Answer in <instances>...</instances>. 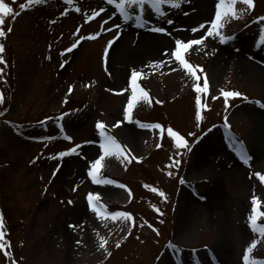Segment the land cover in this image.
Masks as SVG:
<instances>
[{"label": "rangeland", "instance_id": "obj_1", "mask_svg": "<svg viewBox=\"0 0 264 264\" xmlns=\"http://www.w3.org/2000/svg\"><path fill=\"white\" fill-rule=\"evenodd\" d=\"M4 2L13 13L0 37V264H245V255L264 264V235L248 219L253 197L264 212V0L251 9L237 0L238 18L219 29L225 42L207 37L184 53L203 69L199 81L171 53L177 40L206 35L219 0L161 5L164 17L149 5L127 9L143 27L125 19L119 0ZM133 70L137 95L151 103L139 100L128 122ZM204 76L208 91L196 93ZM221 90L241 95L226 103ZM98 122L127 156L102 160L98 175L110 184L88 175L103 155ZM77 145L79 155L59 157ZM89 194L104 206L99 215ZM120 212L131 220L106 218Z\"/></svg>", "mask_w": 264, "mask_h": 264}, {"label": "snow or ice", "instance_id": "obj_2", "mask_svg": "<svg viewBox=\"0 0 264 264\" xmlns=\"http://www.w3.org/2000/svg\"><path fill=\"white\" fill-rule=\"evenodd\" d=\"M43 0H28L27 5L25 4H20V8L24 9L27 6H31L32 4H38V3H42ZM188 0H119V3L116 5L117 8L119 9V11L125 16V19L127 20H135L137 26L139 27H143L144 24L141 22L142 18L137 15V16H131L129 15L127 9L132 8L133 11H135V8L133 6H138L139 8L143 9L146 5H149L152 9H155V11L157 13L160 14L161 17H164L165 13L160 11V7L161 5H170L172 9H180L181 5L183 3H187ZM109 4L115 3V0H108ZM237 3V0H219V3L216 5V13H215V19L211 22V27L210 29L207 31L206 36L201 38V39H193L190 40L188 42H182L180 40H177L176 43V47L173 53H171V55L174 57V59L176 61H178L184 69L187 70V73L190 74L192 77H194L196 79V81H199L201 79V77L199 75H197V71L199 72H203V69H200L198 66L193 67L184 57V53L190 51L194 46H198L204 43V40L207 37H211V36H217L220 39L221 43H224L226 38L220 33L219 29L224 27V24L222 23V20L225 17H237V13L235 11L234 5ZM242 3L245 4L247 6L248 9L253 8V0H242ZM101 11H103V9H101ZM13 13V9L11 7H9V5L7 3L4 2V0H0V37H3L5 35V31L2 28V25L4 24V17L9 16L10 14ZM19 13H16V15H18ZM95 15H99V12L95 13ZM238 18V17H237ZM167 23L171 24L172 21L171 20H167ZM105 23H107L105 21ZM116 27H119V25H117ZM204 25H201L200 28H203ZM200 28H194L192 29L193 32H197L200 30ZM112 29H108V31H111ZM154 32H165L166 30L162 27H157V28H153L151 29ZM7 31H11V28L9 27L7 29ZM94 39L95 37H89ZM119 37L117 36L116 38H114L113 41L109 42V46L115 42V39H118ZM76 47V45H73V48ZM198 50V49H197ZM5 51V47L2 43H0V54L4 53ZM68 51H72V48H69ZM5 61L3 59L2 56H0V64H4ZM4 72V68H0V74H2ZM141 76V73L139 71L133 70L131 72V77H130V85H131V97L128 100L126 109H125V119L128 122H132V111L133 108L135 107V105L137 104V102L139 100H144V101H148L149 103H151V101L148 98V93L144 92L143 90H140V95H137V79ZM209 88V84H208V80L207 77L204 76L203 78V85L201 86L199 83H197L195 85V92L196 93H207ZM71 90V89H70ZM223 97L225 98V102L227 103L229 98H234V97H238L241 94L238 92H232V91H224L221 90ZM215 98V97H214ZM5 100V97L3 94H0V103H3ZM157 103H159V101H157ZM196 103L198 105V107L200 106V98L199 96H197V100ZM259 103V102H257ZM2 114V113H0ZM62 119V117H61ZM197 119H201L199 113L197 114ZM115 127H119L120 126V122L118 121L115 125ZM141 127L144 128H155V129H161V131L163 132V129L161 128V125L159 124H154V125H140ZM97 129H99V135L101 137H103V142L100 144V148L103 149V155L100 156V158L96 159L94 161V163L91 164L90 170L88 171V175L91 177L92 181L96 184H110L113 183L110 180H104L102 179L98 173L100 171V167H101V162L102 160L105 159V157L108 156H112V155H116L118 158L120 156H124V153L121 149V146L119 144L116 143L115 139L111 136H108L105 132V124L102 122H98L96 124ZM167 134L169 137H173L175 139L176 142V146L178 148H185L188 151H191V147L188 144V142L179 134H177L176 132H174L171 128L167 129ZM65 139H71L70 137H65ZM80 145H77L76 147L72 148L70 151H66V152H62L59 154V157H64V156H69V155H79L80 153L77 151L78 148H80ZM56 157H53V159H55ZM125 159H127V156H124ZM245 162H247V160L249 159L248 157H243ZM175 164L178 165L179 161H175ZM58 170V169H57ZM53 175H55V172L53 173ZM259 179L261 181H264V175H259ZM75 190V189H73ZM153 191H156L155 189H153ZM161 196H164L163 192L159 193ZM99 196H94L93 194H89L87 197V200L89 202L90 208L92 211L96 212L97 215L100 214V211L104 209V206L101 204H98L97 201H99ZM69 203L71 204L72 202L69 201ZM252 204H253V208H252V215L249 216V221L252 227V231L254 232H259L261 235H264V225H258L257 224V218L258 215L260 216H264V212H257V206L259 204V200L255 197H253L252 200ZM106 218H111L113 220H116L117 218L123 219V220H131V215L128 213H124V212H120V213H111V214H107ZM70 227H74L73 225H70ZM3 228V218L2 216H0V229ZM3 237H4V232L0 231V241H3ZM79 243V242H78ZM106 244V241L101 242L100 247L104 248ZM117 247H119L120 245L117 244ZM5 247V244L3 242H0V249H3ZM175 247V246H173ZM255 247V244L253 243L252 247L248 248L247 251L250 253L252 252V248ZM178 253V250H177ZM110 254V253H109ZM245 264H256L255 261H249V256L245 255L243 257Z\"/></svg>", "mask_w": 264, "mask_h": 264}, {"label": "bare ground", "instance_id": "obj_3", "mask_svg": "<svg viewBox=\"0 0 264 264\" xmlns=\"http://www.w3.org/2000/svg\"><path fill=\"white\" fill-rule=\"evenodd\" d=\"M206 35H198V36H193L192 37V40L193 39H201V38H203V37H205ZM206 41H207V38L204 40V43L203 44H206ZM263 133V132H262ZM196 163V164H195ZM194 164L195 165H198V166H201L202 165V163H201V160H199V159H195L194 160ZM217 188L216 187H214V188H211L210 189V194L211 195H213L217 190H216Z\"/></svg>", "mask_w": 264, "mask_h": 264}, {"label": "trees", "instance_id": "obj_4", "mask_svg": "<svg viewBox=\"0 0 264 264\" xmlns=\"http://www.w3.org/2000/svg\"><path fill=\"white\" fill-rule=\"evenodd\" d=\"M55 117L58 118V120H60V115L59 114L55 115Z\"/></svg>", "mask_w": 264, "mask_h": 264}]
</instances>
